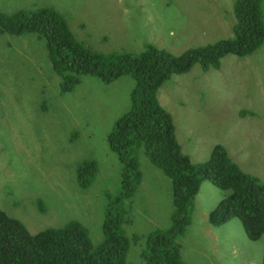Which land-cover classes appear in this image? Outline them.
<instances>
[{
	"label": "rangeland",
	"instance_id": "1",
	"mask_svg": "<svg viewBox=\"0 0 264 264\" xmlns=\"http://www.w3.org/2000/svg\"><path fill=\"white\" fill-rule=\"evenodd\" d=\"M234 2L0 0V14L52 9L93 54H139L151 45L178 55L232 37ZM260 10L264 24V0ZM61 84L41 34H0V211L30 234L76 221L96 247L105 238L111 206L124 212L125 264H145L146 235L171 225L173 189L139 147L133 157L141 183L129 201H115L123 165L107 139L132 108L135 81L121 75L107 83L80 75L66 93ZM157 100L170 114L181 152L191 163L207 161L220 146L241 171L264 183V41L243 58L225 56L218 70L203 72L195 65L173 75L158 89ZM89 162L95 171L82 187L77 174ZM229 193L201 182L179 239L184 264H262L264 235L250 240L236 218L217 227L207 221Z\"/></svg>",
	"mask_w": 264,
	"mask_h": 264
},
{
	"label": "trees",
	"instance_id": "2",
	"mask_svg": "<svg viewBox=\"0 0 264 264\" xmlns=\"http://www.w3.org/2000/svg\"><path fill=\"white\" fill-rule=\"evenodd\" d=\"M260 3L261 0H235L232 37L178 55L151 45L139 54H93L74 39L67 23L52 9L19 12L11 17L0 14V34L32 32L45 38L49 59L62 80V93L72 90L80 75H96L107 83L121 75L134 79L132 108L116 121L107 139L110 150L123 165L121 193L115 201H129L141 183L142 173L133 157L139 147L170 178L173 189L171 225L146 235L145 264H184L179 239L186 231L202 181L230 192L208 213L211 226L236 218L250 240L264 235V183L241 171L220 146L213 149L207 161L191 163L181 152L170 114L157 100L158 89L173 75L186 74L195 65L203 72L218 70L227 55L243 58L255 52L264 41ZM87 166L77 174L82 187L88 182L86 175L95 171L94 162ZM123 223L124 212L108 207L103 225L105 238L94 247L76 221L30 234L22 223L0 211V264H125L129 241L120 233ZM139 240L135 236L132 242L137 244Z\"/></svg>",
	"mask_w": 264,
	"mask_h": 264
},
{
	"label": "clouds",
	"instance_id": "3",
	"mask_svg": "<svg viewBox=\"0 0 264 264\" xmlns=\"http://www.w3.org/2000/svg\"><path fill=\"white\" fill-rule=\"evenodd\" d=\"M139 185H140V183H139ZM139 185H138V186H139ZM138 186H137V187H138ZM137 187H136V189H137ZM136 189H135V191H136Z\"/></svg>",
	"mask_w": 264,
	"mask_h": 264
},
{
	"label": "crops",
	"instance_id": "4",
	"mask_svg": "<svg viewBox=\"0 0 264 264\" xmlns=\"http://www.w3.org/2000/svg\"><path fill=\"white\" fill-rule=\"evenodd\" d=\"M229 222V221H228ZM226 224V223H225ZM224 225V224H223Z\"/></svg>",
	"mask_w": 264,
	"mask_h": 264
}]
</instances>
